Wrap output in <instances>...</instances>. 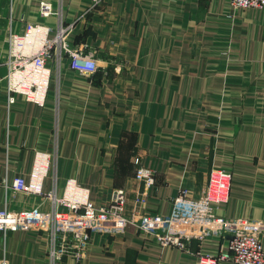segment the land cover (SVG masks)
Masks as SVG:
<instances>
[{
  "label": "crops",
  "instance_id": "0c3cea01",
  "mask_svg": "<svg viewBox=\"0 0 264 264\" xmlns=\"http://www.w3.org/2000/svg\"><path fill=\"white\" fill-rule=\"evenodd\" d=\"M41 1L0 0V62L11 19L18 34L27 23H57L55 15H42ZM62 4L66 21H77L73 44L92 52L99 69L80 77L65 57L59 106L54 80L45 105L18 96L10 108L3 98L6 80L0 81V207L48 211L47 194L56 189L63 196L74 179L93 201L124 189L130 214H167L182 188L201 197L212 168L220 167L232 171V180L217 214L264 220V8H235L230 0ZM37 151L52 158L44 194L6 191L4 178L30 179ZM135 155L156 172L145 204L136 202L144 187ZM228 242L215 235L182 251L162 247L130 225L121 235L94 236L82 262L67 258L62 264H202L200 255H217ZM46 247L45 239L24 229L0 234V256L5 249L10 264H49Z\"/></svg>",
  "mask_w": 264,
  "mask_h": 264
},
{
  "label": "built area",
  "instance_id": "2783aa9c",
  "mask_svg": "<svg viewBox=\"0 0 264 264\" xmlns=\"http://www.w3.org/2000/svg\"><path fill=\"white\" fill-rule=\"evenodd\" d=\"M235 8H264V0H230ZM59 8L50 0L41 1L44 17L56 16L55 25L27 23L24 34H18L9 24L8 51L0 68L6 73L7 92L3 98L10 108L18 96L27 101L45 105L52 80L59 106L62 82V62L70 58V67L80 77L90 78L99 69L92 52H84L74 43L77 21L67 22L62 0ZM84 12L81 17L85 16ZM54 157L60 149V126H56ZM9 151V146L7 147ZM49 153L37 151L34 156L30 179L24 174L17 175L12 183L4 178L2 186L6 191L42 195L44 178L51 163ZM136 178L144 189L136 202H147L148 190L155 182V170L146 165L140 155H135ZM232 171L212 168L209 181L201 197L191 196L189 189L182 188L173 199L167 214L128 212V195L124 189H113L106 201L96 202L90 198V190L76 180L69 179L63 196L56 189L47 194L52 201L51 209L11 210L7 205L0 207V234L26 230L30 235L45 239L49 264H62L67 258L82 262L88 254L94 236L121 235L126 228L134 225L146 237L153 238L162 247L175 246L188 250L192 241L220 235L228 236V248L217 255L199 256L202 264H218L229 261L232 264H264V220L253 221L246 218H226L217 214L218 206L229 199ZM0 264H10L3 249Z\"/></svg>",
  "mask_w": 264,
  "mask_h": 264
}]
</instances>
